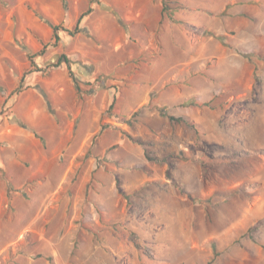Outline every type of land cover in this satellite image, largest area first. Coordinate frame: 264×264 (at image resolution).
I'll use <instances>...</instances> for the list:
<instances>
[{
	"label": "rangeland",
	"instance_id": "374dc122",
	"mask_svg": "<svg viewBox=\"0 0 264 264\" xmlns=\"http://www.w3.org/2000/svg\"><path fill=\"white\" fill-rule=\"evenodd\" d=\"M0 264H264V0H0Z\"/></svg>",
	"mask_w": 264,
	"mask_h": 264
},
{
	"label": "trees",
	"instance_id": "16d2710c",
	"mask_svg": "<svg viewBox=\"0 0 264 264\" xmlns=\"http://www.w3.org/2000/svg\"><path fill=\"white\" fill-rule=\"evenodd\" d=\"M96 2H97V0H91V3H96ZM91 11H92V9H91V8H88L85 12H83V13L80 15V17H79V19H78V21H77V24H76V26H75V28H74L73 31H67V30H65V31L68 32L69 35H73V34H75V33H78V32H79V27H78V25H79L81 19H82L83 17L88 16V15L90 14ZM37 16H38L41 20H43V21H44V22H45V23L51 28L53 37L55 38V40H58V39H59V38H58V32L61 30L62 27L59 26V25H53L51 22L42 19L43 17H42L41 15H39V14H37ZM63 31H64V30H63ZM62 60H63L67 65H69V61H68L67 58H65L64 56H62L61 59H59V62H61ZM57 64H58V63H57ZM54 66H55V65H54ZM169 119H170V120H177V121L180 120V119H174L173 117H169ZM213 259H214V257H213ZM213 259H211V260L209 261V263H211V262L213 261Z\"/></svg>",
	"mask_w": 264,
	"mask_h": 264
}]
</instances>
